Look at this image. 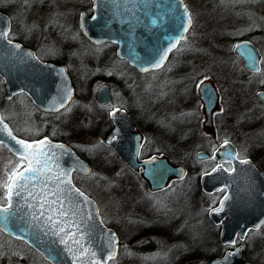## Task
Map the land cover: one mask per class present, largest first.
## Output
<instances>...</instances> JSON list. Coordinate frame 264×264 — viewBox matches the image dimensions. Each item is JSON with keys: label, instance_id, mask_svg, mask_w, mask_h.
<instances>
[{"label": "flooded vegetation", "instance_id": "obj_1", "mask_svg": "<svg viewBox=\"0 0 264 264\" xmlns=\"http://www.w3.org/2000/svg\"><path fill=\"white\" fill-rule=\"evenodd\" d=\"M31 1L23 0L20 6L18 21L25 27L19 33L13 32L12 17L0 11L9 19L11 42L15 41L31 50L39 62L46 61L66 67L73 98L68 100L63 109L45 113L35 108L27 95L16 93L8 99L9 106L13 105L9 109L11 121L6 122L7 126L15 137H19L13 125L22 117L19 113L26 106L34 112L29 114L33 121L39 118L38 115L59 120L62 117L60 112L67 108L75 96L77 83L73 82L71 72H80L79 81L85 90L87 83L83 81L86 77L91 78L96 72H101L100 81L94 86L92 83V89L90 85L91 91L88 89L86 101L89 103L84 105L85 111H81L85 120L82 119V125L78 124L83 134L98 140L108 158H114L125 168L129 178L124 179L130 185L122 181V190L126 187L131 189L132 194H140L143 201L140 205L136 197L121 194L120 188L123 213L102 215L96 199L86 194L78 184L85 175L73 172L71 178L76 188L96 202L103 225L115 232L118 239L115 257L121 264H135V260L146 263L150 260L149 264H212L223 256H230L229 253L235 249H238L246 264H264V219L257 227L242 228L243 233L238 231L241 225L234 226L229 242L223 243L220 241L221 230L229 215L225 213L220 218L217 212L213 217L210 215L229 190L227 186L221 185L223 179L220 177L226 172L231 173L236 161L248 160L264 177V0H205L199 2L200 6L196 10L190 4L194 0H183L192 18L189 30L184 33V39L176 48L170 51L164 65L144 73L118 58L115 46L109 42L95 45H107L109 48L94 51L79 43L76 47L75 42L72 43L76 38L65 35L66 38L62 40L63 35L55 36L50 32L54 43L53 47L47 44L49 49L46 50L45 44L41 43L43 39L37 34H31L28 27L32 25L31 20L36 19L35 11H49L55 3L51 0H37L35 5H39L33 6ZM210 1H216L215 7L209 4ZM68 2L72 7V15L74 13L72 20H75L70 23H75L77 29V19L81 14L90 17L91 2ZM241 6H248V10L243 11ZM211 8L220 15L214 17L208 14ZM196 11L201 14L197 24L194 23ZM62 19L68 21L66 16H62ZM79 34L82 41L95 47ZM245 44L247 49L236 47ZM43 50L45 54L40 55L38 51ZM249 53L257 60L255 65L250 63ZM144 79H148V82ZM201 80L204 83L198 88L197 84ZM103 85L107 87L108 94L104 103L96 101V91ZM91 93L92 96H89ZM21 99L29 101L30 105ZM15 104L17 109L14 108ZM93 104L103 112L102 120L89 115L88 109L91 110ZM119 112L124 113L130 125L126 124L122 115L113 117ZM57 125L52 134L58 135V139L53 138L51 133H40L35 138H20L31 141L47 138L53 142H62L77 155L78 150L72 143L74 127L67 129L60 121ZM68 135L70 137L67 139ZM225 141L228 143L225 144ZM116 145L124 158L115 152ZM230 152L234 153V162L226 158ZM9 154L16 165L19 158ZM176 155H181L178 160ZM77 156L92 169L88 161ZM125 157L132 166L125 162ZM20 163L21 167L25 165L23 161ZM217 163L221 167L212 171ZM245 174L238 172L239 176ZM236 175L233 177L235 185L238 178L235 179ZM133 185L136 188L128 187ZM261 185L262 182H258L253 190L256 197L264 198ZM246 188L249 189V186ZM233 189L229 197V212L237 214L240 210L243 213L250 206L253 209L251 201L254 202V195L238 191L242 189L238 185ZM4 204L5 201L0 205ZM132 207L146 217L143 222L137 218L138 215H128ZM185 232L190 235L187 241L183 238ZM0 233L10 241L14 240L21 245L24 243ZM154 235L159 236L167 245V252L161 259L156 255L159 248L151 237ZM200 236L205 238L198 242ZM138 239H148L155 250L141 253L127 246Z\"/></svg>", "mask_w": 264, "mask_h": 264}, {"label": "water", "instance_id": "obj_2", "mask_svg": "<svg viewBox=\"0 0 264 264\" xmlns=\"http://www.w3.org/2000/svg\"><path fill=\"white\" fill-rule=\"evenodd\" d=\"M90 2V17L83 13L77 19V29L81 35L94 46L105 42L114 45L116 49L115 55L131 65L132 68L137 71H141V68L148 69L147 71H141L142 73L149 70H157L158 68H152V63H154L155 59L173 42L174 38L186 33L180 27L182 23L180 19L182 8H177L178 0H90ZM8 21V17L0 12V28L9 31L10 23ZM14 45H19V50ZM169 53H167V56ZM167 56L162 65L165 64ZM0 79L4 90L3 96L6 99H10L16 93L27 95L31 104L41 112L55 113L59 109H63L67 105L68 100L73 98V88L69 81L70 77L68 72H66V67L46 61L39 62L31 50L17 44L15 41H12L11 44L7 40L0 41ZM106 89L107 87L104 85L97 89V102L104 103L107 101L108 94ZM62 99L64 101L63 106H61ZM117 115H122L124 121H127L124 113H116L113 117ZM0 120H2L1 117ZM126 124H129V122L127 121ZM4 125H7V123L3 121V124H0V129H3ZM7 130L12 133L8 126ZM12 135L14 136L13 133ZM16 139L23 140L17 136ZM40 140H46L48 145H51L48 157L49 167L45 171L53 179L57 175H60L61 178L66 176L67 180L70 181V185H61V187L67 188L70 186L78 189L72 184L71 173L74 172L86 176L91 171L90 167L84 163V160L73 153L71 147L62 144V142H53L47 138L24 141L34 144ZM0 141H2L0 146L8 151L9 148L20 149V146L8 136L6 131L0 130ZM57 145L62 147H56ZM40 147L48 151L46 145H41ZM118 150L116 145L115 152L124 158L122 151ZM10 153L13 157L19 158L14 152ZM229 154L231 156L234 155L232 152ZM229 154L226 158L234 162V159L229 158ZM125 162L132 166V163H129L126 157ZM24 166H26V162ZM23 167L19 171H22ZM239 171L246 174L239 176ZM235 175V179L238 177L236 185L233 178ZM220 178L223 179L221 185L227 186L229 189L226 196L227 199L224 197L222 200L223 205L220 202L217 208L213 211L211 210L210 215L213 217L216 212L219 218L223 217L225 213L226 216L227 214L229 215L221 230L220 241L225 243L229 242V238L234 232L232 230L234 226L241 225L242 227L239 226L238 231L243 233V229L249 226L257 227L264 219V205L261 202L263 201L264 203V198L256 197V192L253 190L258 182H262L261 187L264 190V177L251 166L250 162L243 164L240 161H236L234 170L231 173L226 172ZM237 185L242 188L238 191L254 195V202L251 201L254 207L253 209L252 206L246 207V212L242 213L238 210L237 214H232L228 210L229 197L232 189ZM247 186H249V189L246 188ZM262 190H260V193H262ZM80 192L84 193L83 191ZM68 195L76 197L75 193L69 192ZM87 198L90 203L87 205L81 204L83 215L79 217L83 220L81 228L89 233L86 235L87 246L96 252V259L100 260L101 257L107 255L108 244L114 234L117 254L118 239L115 232L103 225L98 215L99 211L95 204L96 202L88 196ZM28 203H31V201H26L22 197L13 198L12 211L14 214L10 216L8 228L3 233L17 241H23L30 250L37 252L41 259L48 262V264H73V253L65 250L64 245L59 242L57 236L52 235L50 232L46 234L43 225L32 218L33 209L28 208ZM0 206L7 207L8 205L5 201V204ZM217 209L221 210L216 211ZM89 216H91V219H88ZM215 221L218 222V219ZM85 225H87L86 228ZM0 227H3V225H0ZM17 237L20 238L18 239ZM127 246L131 250L140 251L141 253L155 250L154 245H151L148 239H138L133 243H128ZM231 254L230 256H223L220 260L212 261V264H246L241 259L238 249H235ZM83 259L84 257H81V260ZM77 264H80V260L77 261Z\"/></svg>", "mask_w": 264, "mask_h": 264}, {"label": "rangeland", "instance_id": "obj_3", "mask_svg": "<svg viewBox=\"0 0 264 264\" xmlns=\"http://www.w3.org/2000/svg\"><path fill=\"white\" fill-rule=\"evenodd\" d=\"M37 0L31 1L33 6H38L39 4L35 5V2ZM54 4V8L50 9L49 11L45 10H37L35 11L37 15H35L36 19L31 20L32 25H29V31L31 34H37L40 36L42 40V44H45V49H49L47 47V44L51 47H53V39L52 36L50 35L49 30H53L55 27L57 31L61 30L63 39L64 40L66 37L65 35H68V37H71L72 39L76 38V41H73L72 43L77 47L78 43L81 46H86L85 43L86 41H82L80 39V34L78 30L76 29V24L75 23H70L75 20H72L74 13L72 15V7L71 5L69 6V0H51ZM205 0H194L190 1L191 7L196 10L198 6H200L199 2H204ZM40 2V1H39ZM0 4L3 5L5 12L8 13L9 17H12V23L14 26L15 33H19V31H22V28L24 29L25 25L18 21V15L20 16V6L21 4L23 5V0H0ZM209 4L215 7L216 1H210ZM53 6V5H52ZM35 8V7H34ZM243 11L248 10V6H241ZM198 11V10H197ZM194 12V23L197 24V22H200L201 14ZM75 12H77L75 10ZM208 14L212 16H218L220 15L217 13V11L213 10L212 8L210 11H208ZM72 15V16H71ZM62 16H66L68 18V21L65 19H62ZM62 19V20H61ZM55 29V30H56ZM14 33V34H15ZM29 33V32H28ZM17 35V34H16ZM25 35H22V37ZM67 40V39H66ZM85 42V43H84ZM63 43V42H62ZM69 43V42H68ZM107 46V45H106ZM110 46H107L109 48ZM106 48V47H105ZM46 49V50H47ZM80 49H83L82 47ZM89 49V47H88ZM99 50V49H97ZM104 49L100 50L103 51ZM40 55L45 54V50L39 52ZM196 63V61H195ZM92 76V75H91ZM99 76V77H98ZM102 77L101 72H96L92 78H96L95 82H92L93 86L97 84V82L100 81ZM148 82V79H144V81ZM102 81V80H101ZM2 81L0 79V90L2 86ZM91 85V89L92 86ZM91 89H89L91 91ZM83 83H77L74 93V99L69 102V105L67 108L60 114H62V117L56 121L55 117L52 118L51 116L47 117H41V115H38L39 118H37L36 121H33L31 119V114L34 112L30 111V108H25L21 110V113H19L22 117L18 118V121L16 124L13 126L15 127V133L20 135V137H30V138H35L37 137L38 134L41 133L46 135L47 133H51V135L58 136L56 134H52L54 132V127L59 126L57 123L63 122L65 124V128L68 129V127H74V131L72 134L74 135V139L72 142L73 145L76 147L78 152L82 153L85 158H87L88 162L90 160L91 162V173H89V176H83L81 180H79L78 184L79 186L86 191V194L89 196H93L96 201L98 206L100 207L102 215L104 214H109V213H123V200L121 199V194H125L127 197L134 196L138 200L139 204L141 205V202L143 201V198L141 195L134 193L132 194V190L128 189L126 187L125 190H122L121 188V182L126 180L124 178H129L126 173V170L123 166H121L119 163L116 162V160L112 157L108 158L107 153H104V149L101 147L102 145L98 143L97 139L92 138L91 136H86V135H81L79 138H75L78 136L76 134V130L80 126L79 124L82 125V119L85 120V117L83 116V113L81 111H85L83 109L84 105L86 103H89L86 101V98L84 97V92H83ZM4 92V90H3ZM92 96V93L89 95ZM120 98V97H119ZM118 98V103H120ZM18 102V101H16ZM10 102H7L4 104V109H2V105L0 106V117L4 122H7L8 120L11 121V117L9 114V109L12 107L9 106ZM17 104H15L14 108L17 109ZM14 110V109H13ZM89 111V112H88ZM89 115H93L94 118H101L103 116V112L100 110V108L93 107L91 110L88 109ZM30 112H32L30 114ZM86 112V113H87ZM30 114V115H29ZM20 120V121H19ZM79 123V124H78ZM67 125V126H66ZM64 128V129H65ZM49 129V130H48ZM83 131V130H82ZM70 136H66L68 139ZM8 150L6 148H3L0 146V181L6 180V175L5 173L9 171L14 165L15 162H13L12 158L9 156ZM178 156L181 155H176V159ZM178 160V159H177ZM120 166H119V165ZM112 174H109V173ZM127 185H130L128 182H126ZM129 188H136L134 185L133 186H128ZM121 188V192L120 189ZM119 192L121 194H119ZM4 197V189L0 188V200H2ZM158 200L159 196L156 197ZM133 208V207H132ZM128 215L129 216H134L138 215L137 217L139 220L142 219L145 220L143 214H140L137 208H129L128 210ZM131 214V215H130ZM108 219V218H107ZM109 224L111 223L108 220ZM157 235V234H156ZM151 236L156 244H158V250L156 255H158V259H161V256L163 257L165 252H167V245L164 243L165 241L162 240L159 236ZM190 235L188 232L184 233V241H187L188 237ZM205 236H200V239H198V242H201V240H204ZM181 241V240H180ZM26 247L21 245L20 243L14 241V240H9L6 238L4 235L0 233V264H46L44 260L39 259V257L27 251L25 249ZM141 258V257H139ZM117 262L121 264L120 260L117 258ZM142 262V260H140ZM146 263V262H144ZM150 260L146 263L149 264Z\"/></svg>", "mask_w": 264, "mask_h": 264}, {"label": "snow or ice", "instance_id": "obj_4", "mask_svg": "<svg viewBox=\"0 0 264 264\" xmlns=\"http://www.w3.org/2000/svg\"><path fill=\"white\" fill-rule=\"evenodd\" d=\"M177 8H182L180 13L182 23L180 27L184 32H187L192 23L191 14L187 6L184 5L183 0H178ZM183 39V35L174 38L173 42L152 63V68H159L163 64L167 53L172 51L173 48H176L177 44ZM3 40H7L9 44L12 43L9 32L0 28V41ZM14 47L19 50V45H14ZM236 47H244L247 49L248 46L245 44L236 45ZM249 60L252 65L257 63V60L250 53ZM147 70V68H141V71ZM255 70L257 72L259 71L258 68ZM203 83L204 81L201 80L197 84V87L200 88ZM63 103L64 101L62 99L61 106H63ZM0 124H3L2 120H0ZM0 130L6 131L8 136L20 146V149L17 150L9 148L10 152H14L19 156V161L5 173L6 180L0 181V188L4 189V197L3 200H0V204L6 201L8 205L7 207L0 206V225H3V227H0V232L7 230L9 218L14 214L12 211L13 198L22 197L26 201H31L27 206L29 209H33L32 218L43 225L46 234L50 232L52 235L57 236L59 242L64 245L65 250L73 253V264H77L78 260H80V264H108L109 260H114L116 256L114 234L110 238L107 255L101 257L100 260L96 259V252L87 246L86 235L89 233L81 228L83 220L79 218L83 215L81 204L87 205L90 203L87 196L78 189L70 186L67 188L61 187V185H70V181L67 180L66 176L61 178L60 175H57L53 179L45 171L49 167L48 157L51 145H48L46 140H40L34 144L26 143L24 140H18L7 130V125H4L3 129ZM224 143L227 144L228 141ZM41 145H46L48 151L40 147ZM56 147L62 146L57 145ZM213 157H215V153H213ZM229 158L235 159L231 154H229ZM21 161L26 162V166L23 167L22 171H19ZM240 163L247 164L249 161L241 160ZM220 167L221 165L217 163L212 171H216ZM69 192L75 193L76 197L69 196ZM221 205H223V201H221ZM220 210L217 209L216 211ZM88 219H91V216ZM86 227L87 225H85ZM17 238L19 239L20 237ZM229 255L232 254L229 253ZM81 257H84V259L81 260Z\"/></svg>", "mask_w": 264, "mask_h": 264}, {"label": "trees", "instance_id": "obj_5", "mask_svg": "<svg viewBox=\"0 0 264 264\" xmlns=\"http://www.w3.org/2000/svg\"><path fill=\"white\" fill-rule=\"evenodd\" d=\"M0 11H3L5 14H7L6 12H5V9H4V7H3V5H1L0 4ZM56 28L54 27L53 28V30H49V32H51L52 34H54L55 36L56 35H58V36H61L62 35V31L61 30H59V31H57V29L55 30ZM85 43V42H84ZM86 44V46H88L89 47V49H92V50H96V49H99V50H102V49H105V47H107L106 45L105 46H101V47H99V46H95V47H92L91 45H89V44H87V43H85ZM80 45V44H79ZM112 48V47H111ZM71 74H72V78L74 79L73 80V82L76 84V83H80V72H78V71H75V73H73V72H71ZM99 77V76H98ZM95 80H96V78H90V77H86V79L83 81V82H85V83H87L86 84V90L84 89L83 90V92L85 93L84 94V97L85 98H87V96H88V89H90V85L92 84V82H95ZM82 83V82H81ZM75 87H76V85H75ZM3 94H4V92H3V90H2V88H1V90H0V106L2 105V109H4V104L5 103H7V102H9V100L8 99H6L4 96H3ZM21 101L22 102H24L25 103V101H26V103L27 104H29V101H27V100H22L21 99ZM30 105V104H29ZM81 128V126H79L78 127V129L76 130V134H78V136L77 137H75V138H79L81 135H85V134H83L82 133V130L80 129ZM53 136V138H56V139H58V138H60L59 136H54V135H52ZM19 137H20V135H19ZM21 138H23V139H27V138H25V137H21ZM55 139V140H56ZM77 155H79V156H81L83 159H85L86 161H88L87 160V158H85L84 157V155H82V153H80V152H77ZM88 164L90 165L91 164V162H90V160H89V162H88ZM23 246H25L26 248V250L27 251H29V252H31V253H34V254H36L37 255V253L34 251V250H30L27 246H26V244H24L23 243ZM38 257H39V259H40V256L39 255H37ZM118 260H117V258H116V260H114V261H109V263L108 264H119L118 262H117ZM46 262V261H45ZM46 264H48L47 262H46ZM135 264H144V262H139V261H136L135 260Z\"/></svg>", "mask_w": 264, "mask_h": 264}]
</instances>
